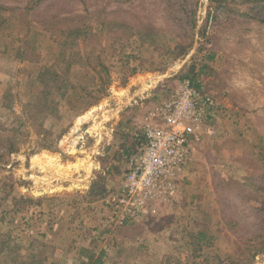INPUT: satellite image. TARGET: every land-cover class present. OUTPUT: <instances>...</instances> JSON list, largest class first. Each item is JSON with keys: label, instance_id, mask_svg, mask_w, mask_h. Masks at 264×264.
Instances as JSON below:
<instances>
[{"label": "rangeland", "instance_id": "374dc122", "mask_svg": "<svg viewBox=\"0 0 264 264\" xmlns=\"http://www.w3.org/2000/svg\"><path fill=\"white\" fill-rule=\"evenodd\" d=\"M183 80L211 133L117 224L141 119ZM0 264H264V0H0Z\"/></svg>", "mask_w": 264, "mask_h": 264}, {"label": "built area", "instance_id": "2783aa9c", "mask_svg": "<svg viewBox=\"0 0 264 264\" xmlns=\"http://www.w3.org/2000/svg\"><path fill=\"white\" fill-rule=\"evenodd\" d=\"M218 103L215 97L183 80L140 122L137 148L127 154V168L117 195L109 201L117 224L154 216L176 196L191 159L192 144L210 134Z\"/></svg>", "mask_w": 264, "mask_h": 264}, {"label": "trees", "instance_id": "16d2710c", "mask_svg": "<svg viewBox=\"0 0 264 264\" xmlns=\"http://www.w3.org/2000/svg\"><path fill=\"white\" fill-rule=\"evenodd\" d=\"M138 135H139V133H138ZM133 139H134V142L132 143L131 148L128 150V153L131 152L132 150H134L135 148H137L139 146V144L141 143L140 142V137H138L137 135H135L133 137Z\"/></svg>", "mask_w": 264, "mask_h": 264}, {"label": "bare ground", "instance_id": "6f19581e", "mask_svg": "<svg viewBox=\"0 0 264 264\" xmlns=\"http://www.w3.org/2000/svg\"><path fill=\"white\" fill-rule=\"evenodd\" d=\"M88 116L89 115H86V116H83L82 118H80L78 124H80L82 121L87 120ZM49 158H51V162H55V160H58L57 158H52V157H49Z\"/></svg>", "mask_w": 264, "mask_h": 264}]
</instances>
